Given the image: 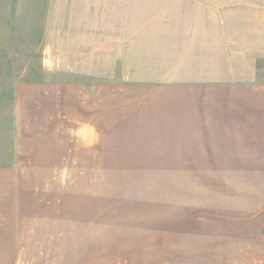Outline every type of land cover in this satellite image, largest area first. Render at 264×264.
I'll return each mask as SVG.
<instances>
[{
  "label": "rangeland",
  "instance_id": "obj_1",
  "mask_svg": "<svg viewBox=\"0 0 264 264\" xmlns=\"http://www.w3.org/2000/svg\"><path fill=\"white\" fill-rule=\"evenodd\" d=\"M86 2L0 0V264H264V156L186 146L165 75L133 55L166 39L165 2L128 0L143 17L128 11L127 61L105 75L56 63L118 43L76 34L112 26L69 10Z\"/></svg>",
  "mask_w": 264,
  "mask_h": 264
},
{
  "label": "crops",
  "instance_id": "obj_2",
  "mask_svg": "<svg viewBox=\"0 0 264 264\" xmlns=\"http://www.w3.org/2000/svg\"><path fill=\"white\" fill-rule=\"evenodd\" d=\"M164 2L166 7L162 6L161 11L165 12L167 21L166 39L159 40L157 32L152 46L142 45L133 55L136 60L145 62H138V67L155 69L158 75H165L162 83L166 87L163 88L167 90L166 97L175 100V122L183 126V139L188 141L185 145L225 149L227 153L222 156L229 154L237 158L233 162H262L249 157L264 156V0H162ZM176 3L183 5L182 35L185 38L181 49L175 44ZM107 4L106 0L102 3L88 0L86 6H72L69 10L86 15L100 12L102 18L106 17V11H111L109 31L107 26L96 27L87 20L86 31L80 26L76 34L87 39L118 36V46L110 40L113 44L96 47L87 40L86 46L81 43L70 49L71 57L56 54V63L71 62L68 67L74 71L83 68L92 75L99 73L97 70L101 67L105 75L118 62L124 65L128 53V11L138 9L140 19L143 11L137 3L128 8V0H109ZM63 50L66 49L61 48L66 55ZM176 68L183 69L182 73L176 74L173 70Z\"/></svg>",
  "mask_w": 264,
  "mask_h": 264
},
{
  "label": "clouds",
  "instance_id": "obj_3",
  "mask_svg": "<svg viewBox=\"0 0 264 264\" xmlns=\"http://www.w3.org/2000/svg\"><path fill=\"white\" fill-rule=\"evenodd\" d=\"M43 63H44V66H45L46 68H49V69L53 68V67L56 65V64L50 62V58H49L47 52H45V53L43 54Z\"/></svg>",
  "mask_w": 264,
  "mask_h": 264
}]
</instances>
